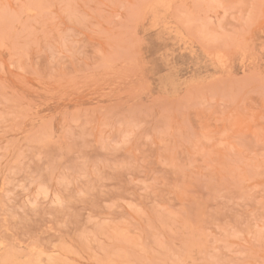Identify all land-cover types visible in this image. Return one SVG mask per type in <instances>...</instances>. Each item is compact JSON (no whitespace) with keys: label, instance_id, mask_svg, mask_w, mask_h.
<instances>
[{"label":"rangeland","instance_id":"rangeland-1","mask_svg":"<svg viewBox=\"0 0 264 264\" xmlns=\"http://www.w3.org/2000/svg\"><path fill=\"white\" fill-rule=\"evenodd\" d=\"M0 264H264V0H0Z\"/></svg>","mask_w":264,"mask_h":264}]
</instances>
